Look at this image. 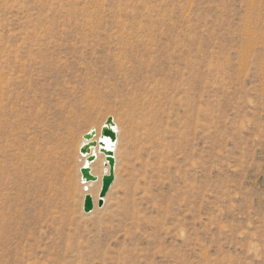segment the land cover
Segmentation results:
<instances>
[{
  "label": "rangeland",
  "instance_id": "obj_1",
  "mask_svg": "<svg viewBox=\"0 0 264 264\" xmlns=\"http://www.w3.org/2000/svg\"><path fill=\"white\" fill-rule=\"evenodd\" d=\"M131 262L264 264V0H0V264Z\"/></svg>",
  "mask_w": 264,
  "mask_h": 264
},
{
  "label": "water",
  "instance_id": "obj_2",
  "mask_svg": "<svg viewBox=\"0 0 264 264\" xmlns=\"http://www.w3.org/2000/svg\"><path fill=\"white\" fill-rule=\"evenodd\" d=\"M114 118L109 117L101 128L100 138L97 140V129H91L83 136V144L80 147V154L86 158L87 164L80 169V173L84 181L97 182L99 178L92 174L91 165L97 161L98 153L103 154L106 158V164L109 166L110 171L108 174H104L102 177V188L99 195L98 207L102 208L104 205V199L110 191L112 185L115 182V166L116 159L112 150L106 147V140L110 139L112 142H116L117 134L114 131ZM98 152V153H97ZM95 208L94 200L91 195H86L84 199L83 210L86 214L91 213Z\"/></svg>",
  "mask_w": 264,
  "mask_h": 264
},
{
  "label": "bare ground",
  "instance_id": "obj_3",
  "mask_svg": "<svg viewBox=\"0 0 264 264\" xmlns=\"http://www.w3.org/2000/svg\"><path fill=\"white\" fill-rule=\"evenodd\" d=\"M127 68H129V67H127ZM132 72V71H131ZM135 72V71H134ZM137 73V72H136ZM166 75V74H165ZM170 75V74H169ZM167 77H168V75H166ZM171 76V75H170ZM148 77V76H147ZM152 77V76H151ZM155 77V76H154ZM163 78V77H162ZM151 79V78H150ZM149 79V80H150ZM153 79V81H154V79L155 78H152ZM164 79V78H163ZM144 80V79H143ZM160 80V79H159ZM145 81V80H144ZM146 81H147V79H146ZM145 81V82H146ZM158 81V80H157ZM155 82L154 81V84L156 83L157 85H159V84H161V83H163L164 82V80H163V82ZM165 81H167V80H165ZM168 81H169V79H168ZM152 82V81H151ZM149 84H150V82H148ZM146 84V83H145ZM148 84H146V86H147ZM143 86V85H142ZM151 86H152V84H151ZM164 86V85H163ZM140 85H139V91H138V94H139V92H140ZM165 87H167L168 88V85L167 86H165ZM165 87H163V88H165ZM169 87H170V84H169ZM113 88V87H112ZM146 88V87H145ZM154 88V87H153ZM167 88H165V89H167ZM178 88V87H177ZM137 89V88H136ZM143 89H144V87H143ZM170 89V88H169ZM147 90V89H146ZM148 90H151V89H149V87H148ZM148 90H147V92H148ZM154 90V89H153ZM162 90H164V89H162ZM161 90V91H162ZM97 91V90H96ZM137 91V90H136ZM135 91V92H136ZM152 91V90H151ZM156 91V90H155ZM168 91V90H167ZM180 91V90H179ZM141 92H143V91H141ZM154 92V91H153ZM166 92V91H165ZM169 93H170V91H168ZM114 93H117V90L116 91H114ZM144 93V92H143ZM161 92H159V94H160ZM137 94V95H138ZM145 94V93H144ZM149 94V93H148ZM150 94H151V92H150ZM163 94V93H162ZM135 95V94H134ZM145 95H147V94H145ZM144 95V96H145ZM156 95V94H155ZM165 95V94H164ZM163 95V96H164ZM138 96H140V95H138ZM160 96H161V94H160ZM167 96V95H166ZM170 96V95H169ZM168 96V97H169ZM175 96V95H174ZM173 96V97H174ZM176 96H178L177 94H176ZM148 97L149 96H147V100L148 101H145L144 103H145V105L146 106H148L150 103V101H149V99H148ZM150 97H151V95H150ZM155 97V96H154ZM138 98V97H137ZM180 98V97H179ZM138 99H140L141 100V98H138ZM144 99V98H143ZM155 99V98H154ZM168 101L170 100V99H167ZM139 101V100H138ZM142 101V100H141ZM156 101V100H155ZM172 101V100H171ZM178 101V100H177ZM185 101V100H184ZM156 102H158V101H156ZM135 103V102H134ZM138 104H139V106H140V103L139 102H137ZM169 103L171 104V102L169 101ZM173 103V102H172ZM178 103H179V101H178ZM181 103H182V101H181ZM143 104V103H142ZM152 104V103H151ZM150 104V106H152ZM156 104V103H155ZM154 104V105H155ZM174 104V103H173ZM172 104V105H173ZM186 104V102L184 103V105ZM144 105V104H143ZM145 105L144 106H142V108L143 107H145ZM157 105V104H156ZM156 105L155 106H153L154 108H156ZM177 105V104H176ZM189 105V107H190V104H188ZM192 105V104H191ZM138 106V105H137ZM186 107H188V106H186ZM141 108V107H140ZM141 108V109H142ZM147 108H149V106L147 107ZM147 108H146V113H147ZM191 108V107H190ZM149 110H150V108H149ZM153 110V109H152ZM142 111H144V110H142ZM154 111H155V109H154ZM189 111V110H188ZM193 112H195V110H192ZM191 111V112H192ZM149 112V111H148ZM152 112V111H151ZM143 113V112H142ZM145 113V115L143 116V118L147 115L148 116V114L149 113H147L146 114ZM152 113H154V112H152ZM151 113V114H152ZM157 113V112H156ZM150 116V115H149ZM152 116H155V115H152ZM157 116V115H156ZM155 116V117H156ZM155 117H153V119L155 118ZM148 118V117H147ZM149 120H151V118L150 119H145V122H143V126H145V129L147 128V126H146V124L147 125H150L151 124V121H150V123L148 124V122H149ZM143 121H144V119H143ZM146 121H148L147 123H146ZM154 121H155V119H154ZM114 122H115V125H114V131L116 132V134H117V140H116V142H112V141H110V139H107L106 140V147L108 148V149H110V150H112L113 151V153H114V157H115V159H116V163H117V151H118V146H119V134H120V128H119V125H118V123L116 122V120H114ZM146 123V124H145ZM153 124H154V122H153ZM152 124V125H153ZM104 125V124H103ZM102 125V126H103ZM151 125V126H152ZM150 127V126H149ZM148 127V128H149ZM153 128H156V127H153ZM152 127H150V130H152L153 129ZM101 129V128H100ZM147 130H149V129H147ZM149 130V132L151 133V131ZM155 130V129H154ZM97 132H98V134H97V137H96V139L98 140L99 138H100V130H98L97 129ZM148 132V133H149ZM155 133L157 132V131H154ZM147 133V134H148ZM153 134V133H152ZM152 134H150L149 135V138H150V136L152 135ZM155 135V134H154ZM145 137H146V134H145ZM147 137H148V135H147ZM151 137H153V135L151 136ZM148 139V138H147ZM148 141V140H147ZM82 142H84V140L82 141ZM82 146V145H81ZM80 146V147H81ZM79 152H80V149H79ZM98 153V152H97ZM82 156V155H81ZM83 158V157H82ZM82 162V167L84 166V165H86L87 164V160H86V158H84L83 159V161H81ZM106 164V158H105V156L103 155V154H99L98 153V158H97V161L94 163V164H92L91 165V169H92V174L94 175V176H97L98 178H99V180L97 181V182H86V181H84V179L82 178V176H80L79 178H80V180H81V182H83V184L85 183V184H87V186H84V187H86L85 189H86V192H87V194L86 195H91L92 197H93V200H94V204H95V207L97 208V206H96V204H97V202H98V200H99V195H100V193H99V191L101 190V188H102V179H101V177L98 175V172L102 169V173H103V175L104 174H108L109 173V171H110V168H109V166H107V165H105ZM116 170H117V165L115 166V176H116ZM81 175V174H80ZM103 177V176H102ZM96 185H98L99 186V191L97 192V193H95L93 190H91V188H94V186H96ZM85 191V190H84ZM106 200H107V198L105 197V199H104V202H106ZM94 246H95V244H94ZM93 247V246H92ZM91 247V248H92ZM95 247H93V249H94ZM92 249V250H93ZM104 249V248H103ZM95 251V250H94ZM96 252V251H95ZM102 252V251H101ZM92 253V252H91ZM102 254V253H101ZM124 255V254H123ZM119 257V256H118ZM117 264V263H116ZM130 264H132V262L130 263Z\"/></svg>",
  "mask_w": 264,
  "mask_h": 264
}]
</instances>
